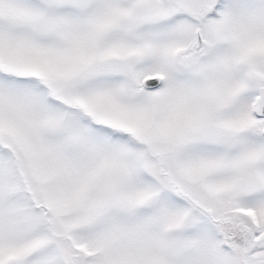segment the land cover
Returning <instances> with one entry per match:
<instances>
[{"label":"snow or ice","instance_id":"1","mask_svg":"<svg viewBox=\"0 0 264 264\" xmlns=\"http://www.w3.org/2000/svg\"><path fill=\"white\" fill-rule=\"evenodd\" d=\"M0 264H264V0H0Z\"/></svg>","mask_w":264,"mask_h":264}]
</instances>
